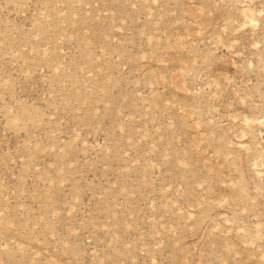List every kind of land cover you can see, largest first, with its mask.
<instances>
[{"label":"rangeland","instance_id":"rangeland-1","mask_svg":"<svg viewBox=\"0 0 264 264\" xmlns=\"http://www.w3.org/2000/svg\"><path fill=\"white\" fill-rule=\"evenodd\" d=\"M0 264H264V0H0Z\"/></svg>","mask_w":264,"mask_h":264}]
</instances>
